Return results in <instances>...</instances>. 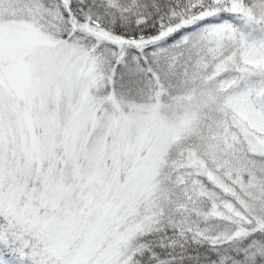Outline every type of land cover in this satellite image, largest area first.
Segmentation results:
<instances>
[{
  "label": "snow or ice",
  "instance_id": "obj_1",
  "mask_svg": "<svg viewBox=\"0 0 264 264\" xmlns=\"http://www.w3.org/2000/svg\"><path fill=\"white\" fill-rule=\"evenodd\" d=\"M0 264H264V0H0Z\"/></svg>",
  "mask_w": 264,
  "mask_h": 264
}]
</instances>
